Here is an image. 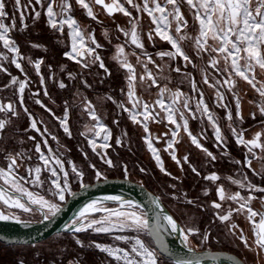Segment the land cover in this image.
Instances as JSON below:
<instances>
[{
    "label": "snow or ice",
    "instance_id": "snow-or-ice-1",
    "mask_svg": "<svg viewBox=\"0 0 264 264\" xmlns=\"http://www.w3.org/2000/svg\"><path fill=\"white\" fill-rule=\"evenodd\" d=\"M74 3L84 9L86 16L93 21L98 18L95 11L97 6L109 17L119 13L126 18L125 25L117 24V31L123 34L126 43L117 44L113 56L119 67L125 70L126 89L121 91L126 99L117 101L112 96L106 99L116 104L121 112L127 113L133 124L142 127L145 133L142 140L163 174L172 176L164 168L161 151L167 153L181 171L187 164L197 177L215 186L217 199L212 200L209 205L213 209L212 222L222 225L233 243L239 242L238 247L243 245L244 249L253 252L257 258L256 264H260L261 259H264V167L256 169L253 167V160L264 161V128L255 132L252 138H245L247 130L240 127L244 117L241 112L242 96L238 91L237 78L246 82L257 94L258 99L249 101V104L257 109L252 113V118L255 120L259 114L262 118L260 123L264 125V0H74ZM6 7V0H0V48L6 50L0 51V72L10 76V84L4 87L14 89L19 108L28 121L24 132H34L37 135L27 136V140L33 142L31 149L12 152L4 150L5 164L0 166V208H3L0 210V221L21 223L16 210L29 214L40 213L47 221L54 219L61 212V205L49 200L46 195H51L61 202L65 201L66 194L75 195L71 191L70 173L66 170V163L81 183L84 172L71 160L65 159L64 152L61 151L63 145L60 144L58 136L49 129L43 119H39L26 106V91L31 94L33 103L56 121L68 137L72 136L71 112L76 107L82 108L94 123L86 125V132L81 135L91 137L88 143L92 152L110 168L116 166L107 152L112 147V131L103 122L95 104L87 97L77 94L79 103L75 100H65L62 114L58 115L40 98V91H31L32 81L25 71V63L34 68L39 76L43 96L51 101L46 78L41 75L44 60H33L21 52L15 39L9 35L16 29L15 16L12 17L11 24L5 23L9 18ZM13 8L19 12L22 25L20 31L23 32L28 27L25 23L26 16H31L35 22L43 12L47 25L52 30L59 32L61 36L65 28L69 30L70 50L64 52L67 59L74 61L84 70L98 64L107 75H111L97 52V49L103 46L97 42L94 34L87 32L74 17L73 0H26L23 4L22 0H14ZM145 16L149 21L147 33L143 32ZM103 35L107 38L108 32L105 30ZM156 37L167 42L170 49L158 51L154 55L149 54L144 39L155 46ZM128 45L142 51L129 53L126 51ZM189 45L192 54L187 50ZM31 47L36 48L38 45L31 44ZM129 56L135 58V64ZM196 59L205 61L204 66L198 69L202 82L214 90L215 106L225 109L228 129L237 145L246 149L244 160H235V165H242L252 172L253 177H260V184L249 178L247 173L236 177L229 175L227 181L238 189L229 191L220 183L223 178L217 172L212 171L201 176V171L191 164L188 154L178 156L177 145L181 143L180 133L183 132L189 137L191 145L204 153L207 165L217 161L218 156L201 143V140L207 139L204 131L193 134L190 128V120L203 122L206 118L214 131V147L225 149L221 155L230 159L227 137L222 133L219 118L214 116L205 101L204 92L192 72L187 70L189 66L197 69ZM3 62L14 65L23 78L8 72ZM180 62L183 63L182 67ZM137 65L142 68V72H137ZM150 65L152 67H149ZM48 67L51 69L50 65ZM209 68L214 70L215 76L209 74ZM173 72L181 77V84L188 83L191 92L196 96L189 95L180 87L169 86ZM67 75L69 80L77 78L71 72ZM48 79L55 80L54 74ZM81 83L85 87H91L86 80ZM58 87L67 89L69 85L60 80ZM138 87H143L145 91L155 88L156 98L151 102L145 100L139 95ZM226 93L231 94L235 102L234 109L226 102ZM0 114H3L0 118L2 142L7 128L13 124V118H19L21 111L17 109L16 102L9 100L7 103L0 102ZM151 123L171 127L161 136H156L150 131ZM113 124L118 126L119 121L113 120ZM127 135L125 131L117 137L116 145L126 146ZM49 140L55 141L58 147L54 149ZM161 140L165 146L158 149L154 146V141ZM20 143L23 144L24 141L21 140ZM90 167L94 169L97 179H106L104 173L96 169L94 164ZM122 170L125 176L129 175L126 164L122 165ZM140 171L144 172L145 169L141 168ZM171 187L175 189L176 185L172 184ZM212 191V188L206 187L203 196L208 197ZM183 195L186 196L187 193ZM198 200L199 197L188 199L187 203L203 209L205 205L197 204ZM107 202H112L115 206H109ZM152 203L155 207L149 217V213L130 198L105 196L102 200H92L65 225V232L71 234L80 248H95L106 254L114 264H162V257L172 256L163 237L165 234L176 235L193 255L191 258L175 257L171 264H201L202 257L196 254L193 242L196 239L199 245H208L210 240L214 239L210 229L202 231L196 225L181 226L172 215L163 211L158 198L154 197ZM239 217H243L248 223L247 230L237 222ZM80 233L106 234L113 241L120 243L102 244L89 241L85 244L77 235ZM145 236L151 240L146 241L143 238ZM216 242L219 243L218 240ZM19 264L24 262L21 260ZM68 264H79V260H69ZM238 264H244V261L239 260Z\"/></svg>",
    "mask_w": 264,
    "mask_h": 264
},
{
    "label": "rangeland",
    "instance_id": "rangeland-1",
    "mask_svg": "<svg viewBox=\"0 0 264 264\" xmlns=\"http://www.w3.org/2000/svg\"><path fill=\"white\" fill-rule=\"evenodd\" d=\"M8 1L9 0H6V11H9V18L5 20V23L11 24V19L13 16H15L16 21V29L11 31L9 35L14 38V32L24 34L25 32L29 31L31 33L35 32L34 30L36 28L43 27L49 33L52 34L55 49H58L63 59L66 60V63L58 65L57 69L55 70L53 65L48 64L45 60V55L49 54V47H47L46 45H42L38 42H32L27 44L31 51L29 52H33L35 57L32 58L31 56H27V54H24L26 57H31L33 60H44V64L41 66V75H44L46 78V87L48 89L50 88L49 91L51 92V101H55V97L53 96L54 88L60 90V88L58 87V82L60 80H63L66 84L70 86V88H68L70 89L71 97L68 98V101L70 100V102H72L73 100H75L76 103H79L77 94L90 99L95 104L96 110L98 114L102 117L103 122L112 131V139L110 141L112 147L109 148L107 152L109 156L111 153V156L120 159V164L115 163V170L112 169V167L110 168L106 164H104L100 160V158L92 152V149L88 143V139L91 137L86 138L84 135H81V133L86 132V125L90 126L94 123L91 118L87 115V113L82 110V108L76 107L71 112L70 128L72 136L68 137L66 134L63 133L62 129L58 127L56 121L52 120L51 117L43 111V109L33 103L31 94L26 91V106L29 108V110L32 109L33 113L39 119H43L48 124L49 129L58 136L60 144L63 145L61 151L64 152L65 159L71 160L79 169L84 172L83 182L81 183L75 177V175L71 173L70 165L66 163V170H68L70 173L69 183L71 185V191H74L77 186H80L84 183H88V181L95 182L101 180L96 178L94 169L90 167V165L94 164L96 166V169H99L101 172H103L106 178L117 176L120 178H128L140 184H143L158 197L161 204L171 213L174 219H176L181 226L196 225L202 231L210 229L214 239L210 240L209 244L206 246L199 245L198 241L194 239L193 246L196 250L211 249L228 251L240 257L245 264H256L257 258L253 252H249L248 250L244 249L243 245H239L238 247L237 244L239 242L233 243L232 238L226 235V230L222 225H220L219 223L212 222L213 209H211L209 205L212 200L217 199L214 191L215 186L211 185L207 181H204L201 177H197L191 171L187 164L184 165L183 171L180 170L181 175L177 177L178 179L174 180L172 179L173 175L170 177L163 174L161 171L157 175H154L153 171L155 164L153 162V159L146 154V148L144 145L145 143L142 140V137L145 135V133L143 132L142 127L133 124L129 120L127 113L121 112L117 108L116 104H113L111 101L106 99V97L108 96H112L117 101H124L126 99L124 93H122L121 91V89H126L125 70L121 69L118 63L113 59V56L116 51V45L126 43V38L121 32L117 31V24L125 25L126 18L119 13L114 15V17H108L104 13L102 14L97 8H95V11L98 13V18L97 21H93L84 15L85 13L84 11H82V9L78 10V7L73 4L74 17L78 20L82 27L87 29V32L93 33L97 42L103 46L102 48L97 49V52H99L104 61L105 66L111 73V75L109 76L105 73L104 69L99 68L98 64L93 66L89 70H84L80 68V66L77 65L74 61L67 59L64 56V52L70 50V37L68 36L69 30L65 28L63 36H61V34L57 33L56 31L52 30L47 25V20L43 12L41 14V17L35 22H33L31 16H26L25 23L28 25V27L25 31H20L22 25L19 18V12H17L13 8L12 4H10L8 7ZM25 2L26 0H22V4ZM10 11L12 12V14H10ZM77 11H79L78 14ZM29 12H31V9H29ZM143 23L145 24L143 27V32H145L147 31L149 25L148 19H145ZM105 30L108 32L107 38H105V36L103 35ZM15 41L19 45V42L17 40ZM144 43L147 52L149 54H152L150 53V46H152V43L149 42L146 38L144 39ZM31 44H36L38 45V47L32 48ZM0 51L6 50L0 48ZM126 51L129 53L132 51L140 53L142 50L135 49L134 46L128 45L126 47ZM129 59L133 64H135L134 57L129 56ZM156 59L158 60V57ZM3 63H5V66L8 68V72H10L12 75L21 76L19 70H17L14 65L8 64L7 62ZM68 64L73 65L71 69L67 66ZM49 65L51 66V69H49ZM149 67L152 66L150 65ZM62 68L64 69V71H61ZM141 70L142 68L137 65V72L140 73ZM25 71L27 72L28 77L32 81V84L30 85L31 91H40V98L43 99L46 103H48L54 111L59 112L58 103L55 101V103L53 104L47 97L43 96V89L39 84V76H37V74L35 73L34 68L31 65L25 63ZM208 71L211 76L216 75L214 70H212L211 68H209ZM61 72L63 78L59 77V74ZM68 72H71L73 75H75L77 77L76 80H69L67 75ZM52 74H54L55 80L48 79V77ZM21 78L23 77L21 76ZM82 80H86L87 84L91 85V87H85L81 83ZM3 84H10V76L5 72H0V102L7 103L9 102V100L16 102L17 109L21 111V116L19 118H13V124L7 128L5 137L3 141L0 142V166H4L5 164V161L3 159L4 150L12 152L19 151L21 149H31L33 146V142L28 141L27 136L37 135L34 132H24V129L28 127V121L26 117H24L22 109L19 108L18 100L14 95V89L10 87L5 88ZM169 86L172 87V84H170ZM181 87V90H184L185 88H187V84ZM150 99L153 100L152 97ZM256 99H258V97ZM65 100L66 99H64L61 103L62 107ZM226 102L229 103L228 101ZM213 106L214 108L220 110L223 113L222 117L227 122V120L225 119V109L217 108L215 106L214 101ZM60 114H62V112L58 113V115ZM2 117L3 114H0V118ZM261 119L262 118L259 114H257L255 120L251 116H249V122L252 121L260 123ZM113 120H118L119 125L117 126L113 124ZM246 121H248V119ZM259 123L257 124L259 125ZM244 125H248V122L243 123V126ZM151 129L152 128L150 127V131ZM125 131L128 134L127 145L124 147H119L115 143L116 138L121 136V134ZM166 131L167 129L165 130V132ZM222 131L225 133V135L230 134V130L228 129L227 125H224L222 127ZM231 136V138H234L233 135ZM37 138L39 139V137ZM21 140L24 141L23 144L20 143ZM227 141V151L230 154V159L225 158L221 155V153L225 151V149L214 147L212 152L218 156V159L212 165L206 164L204 153L196 149L195 147H189L190 149H185L184 151L188 152L191 164L195 165L197 169L201 171V176L206 175L212 171L217 172L223 178L220 183H223L229 191L238 190L235 185H232L230 182L227 181L226 178L229 175L236 177L239 176L241 173H247L249 178L253 179L254 182L260 184V177H253L252 172L250 170L244 168L242 165H235L234 163L235 160H244V154L246 153V149L241 145H237L234 139ZM97 142L99 143V141ZM49 143L54 149L58 147L55 141L49 140ZM158 146L163 149V147L165 146L164 142L159 144ZM236 150L239 151L237 152L239 153V155L237 157H233L231 155V152ZM85 153L87 154V158H85ZM162 154L166 155L169 158V155L167 153L161 151V156ZM231 158L234 161H232ZM165 162L166 161H164V163ZM181 162L183 163V161ZM125 164L127 165L129 170L128 176H125L122 170V165ZM253 167L259 170L260 168L264 167V161H261L259 159L253 160ZM141 168L145 169V171L141 172ZM164 168L168 172H171L172 168L170 167V164L165 163ZM172 184L176 185L175 189L171 187ZM206 187L213 189L211 195H209L208 197L203 196V191ZM184 193H187V195H183ZM68 195L69 194H66V198ZM197 197H199L197 204L205 205L203 209L194 205H189L187 203L188 199H196ZM46 198L52 200L55 203L59 202L51 195H46ZM63 202L64 201H62L61 204ZM107 203L109 204V206H115L112 202ZM225 207H227V204L225 205ZM0 210H3V208H0ZM16 212L17 215L20 216L21 220L37 221L40 217L42 218L40 213L29 214L20 212L19 210H16ZM237 222L241 225V227L245 228L246 230L249 228L248 223L243 217L237 218ZM250 234L251 233L249 232V235ZM86 237L87 241L84 242L85 244H87L89 241H96L102 244L120 243L113 241L112 238L106 234L87 233ZM143 238L146 241H150V238L147 236ZM217 240L219 241V243L216 242ZM121 246L124 245L121 244ZM16 250L18 251V254H20V257H23L24 255L29 253H33L31 262H33L34 264H68L69 260H79L80 264H87L83 256V253L85 252L99 253L103 260V264H114V262H112L110 258L106 256V254L101 253L95 248H80L75 244V241L72 236L69 237L65 235H58L46 242L39 243L36 245L21 247L19 246L18 248H16ZM260 264H264V259H261Z\"/></svg>",
    "mask_w": 264,
    "mask_h": 264
},
{
    "label": "water",
    "instance_id": "water-1",
    "mask_svg": "<svg viewBox=\"0 0 264 264\" xmlns=\"http://www.w3.org/2000/svg\"><path fill=\"white\" fill-rule=\"evenodd\" d=\"M97 9L102 11L99 6H97ZM164 132L153 131L152 133L156 136H161ZM163 142V140L154 141L157 145ZM72 193L75 195L69 194L67 196L66 200L61 204V212L54 219L46 221L42 217L39 221L21 220V223L0 221V243L5 246L15 247L32 246L44 242L55 235L66 233L65 225L71 222L85 204L92 200H102L105 196L130 198L139 203L141 208L149 213V217L152 216L155 207L152 199L154 197L158 198L143 184L120 177H108L93 183H84ZM160 205L166 214L171 215L161 202ZM163 239L172 253V256H164V259L171 262L175 257H192L193 253H190L182 245L178 236L165 234ZM195 251L196 254L202 257L201 264H238V261L242 260L234 253L223 250L195 249Z\"/></svg>",
    "mask_w": 264,
    "mask_h": 264
},
{
    "label": "crops",
    "instance_id": "crops-1",
    "mask_svg": "<svg viewBox=\"0 0 264 264\" xmlns=\"http://www.w3.org/2000/svg\"><path fill=\"white\" fill-rule=\"evenodd\" d=\"M13 3H14V0H9L8 1V7H9L10 4L13 5ZM73 4H75L74 0H73ZM77 7H78L77 8L78 10L82 9L79 6H77ZM82 11H84V13H85L84 15L86 16L85 10L82 9ZM78 13H79V11H77V14ZM10 14H12L11 11H10ZM145 19H148V18L145 16L144 20ZM147 31H148V29H147ZM147 31H145L144 33H147ZM57 33H59V32H57ZM150 47H151L150 48V53H152L153 55L156 52H158V51L169 50L170 49V45L167 42H165V41H160L159 37L155 38V46H153V43H152V46H150ZM187 50H189V53L192 54L190 45L187 46ZM158 61H159V58H158ZM195 63L198 66L197 69H193V68H191V66H189V68L187 70L192 72V74H193L194 78L196 79L199 87L204 92L205 101H206V103H208V105H209L210 109L212 110V113L214 114V116L219 118V124H220L221 129H222V127L224 125H228L229 122L228 121L226 122L223 119V117H222L223 113L220 110L214 108V106H213L214 90L209 88V87H207V85L203 84L202 79H201V73L198 70L200 67L204 66L205 61L196 59ZM180 66L181 67L183 66L182 62H180ZM141 72H142V70H141ZM171 77H172L171 84H172L173 88H175V87L182 88L181 86H185L187 84V88H185L184 90L182 89V90L184 92L188 93L191 96H196L195 93L191 92V89H190V86L188 85V83L181 84L179 82L181 80V77L179 75H177L176 73L173 72V73H171ZM262 78H264V77H262ZM237 80H238V91L240 92V95L242 96L241 112H242V115L244 117V122L243 123L248 122V125H244L243 126V123H242V124H240V127H242V128L247 130L246 133H245V138L246 139H250V138L253 137L255 132L260 131L262 128H264V125H262L259 122H257V123H259V125L256 122H252V121H250L251 123L249 122V116L252 117V113L257 111V109L252 104H249V101L256 99L257 98V94L250 88V86L246 82H244L242 80H239L238 78H237ZM137 91H138L139 95L142 98L146 99L149 102L153 101L156 98V91L157 90L155 88H151L150 90L145 91L143 87H138ZM149 93H151V94H149ZM226 95L228 96L227 101L229 102L230 106L234 109L235 102L232 99L231 94L230 93H226ZM151 97H152L153 100L150 99ZM128 106L130 107V105H128ZM247 119H248V121H246ZM150 127L152 128L151 132H153V131H157V130L158 131H161V130L165 131L166 129L168 130V127H171V126L169 125L168 127H165L164 124L151 123ZM190 128H191L193 134H200L202 130L204 131V133L207 136V139L206 140H201V143L209 151H212L213 148H214V144H215V142H214L215 141L214 131H213L211 125L207 122L206 118L204 119L203 122H201L200 120H190ZM222 133H223V135L225 137H227V140L234 139V141H235V138H231L232 137L231 136L232 135L231 132H230V134H226V135H225V133L223 131H222ZM180 139H181V143L177 145L178 156L179 157H183L184 155L188 154V152H186L184 150L185 149L186 150L190 149L189 147H194V146L191 145L189 137L183 132L180 133ZM144 145H145V148H146V150H145L146 154L153 159V162L155 164L154 171H153L154 175H157L158 173H160V168L158 167L157 162L152 157V154L147 150L146 144H144ZM154 146L157 147L158 149H161V147L158 146V145L154 144ZM160 155H161V152H160ZM110 158L113 160L114 164L115 163H119V164L121 163V162H119L120 159H118L117 157L111 156V153H110ZM161 158L163 160V164L164 165H165V163L166 164H170V167L172 168L170 173H172L173 177H178V176L181 175L180 174L181 173L180 172V167L170 158V156L168 158L166 155L162 154ZM232 158H231V160L234 161ZM164 161H166V162L164 163ZM112 169L115 170L114 167H112ZM58 204H61V201H59ZM40 219H41V217L37 221H39ZM30 221H34V220H30Z\"/></svg>",
    "mask_w": 264,
    "mask_h": 264
},
{
    "label": "trees",
    "instance_id": "trees-1",
    "mask_svg": "<svg viewBox=\"0 0 264 264\" xmlns=\"http://www.w3.org/2000/svg\"><path fill=\"white\" fill-rule=\"evenodd\" d=\"M34 31L35 32H31V33L29 31H27L24 34L23 33H15V32L13 33V37L15 38V40H17L19 42V45L21 47V51L23 52V54H27V56H31L32 58H34L35 55L33 52L30 53L31 51H30L29 47L27 46V44L32 43V42H36V43L38 42V43H40L42 45H46L47 47L50 48L49 54L45 55V60L48 64H52L55 70L57 69L58 65H61L62 63H66V60L63 59L60 51H58V49H55V45L53 44L54 42H53L52 34L49 33L43 27L36 28ZM67 66L71 69L73 65L68 64ZM61 74H62V72L59 74V77L63 78V75H61ZM69 88H70V86H69ZM69 88L60 89V90H58L57 88H54V90H53V93H54L53 96L55 97V101L58 103V107H59L58 110L60 113L62 112L61 103L63 102V100L64 99L68 100V98L71 97V93H70ZM49 90H50V88L48 89V91ZM49 93H51V92L49 91ZM30 110L32 111V109H30ZM59 112H57V114ZM237 152H239V151L238 150L232 151L231 155L233 157L234 156L237 157L239 155V153H237ZM88 183H93V181H88ZM78 188H79V186H77L75 188V190ZM58 235H65V236H69V237L71 236L70 233H61ZM58 235H55V236L45 240L44 242H46V241H48V240H50V239H52ZM77 235L79 236V238L82 241H84V242L87 241L86 240L87 233H80ZM41 243H43V242H41ZM18 247L19 246H16V247L15 246H5V245L0 243V264H18V262L21 260L24 262V264H34L33 262H31L33 253L32 254L29 253V254L24 255L23 257H20V254H18V251L16 250V248H18ZM83 256H84L87 264H103V260H102L101 255L99 253L85 252V253H83ZM162 264H171V262L162 257Z\"/></svg>",
    "mask_w": 264,
    "mask_h": 264
},
{
    "label": "flooded vegetation",
    "instance_id": "flooded-vegetation-1",
    "mask_svg": "<svg viewBox=\"0 0 264 264\" xmlns=\"http://www.w3.org/2000/svg\"><path fill=\"white\" fill-rule=\"evenodd\" d=\"M97 8V7H96ZM102 14H103V12L102 11H100ZM114 17V16H113ZM163 130H161V131H159V132H162Z\"/></svg>",
    "mask_w": 264,
    "mask_h": 264
},
{
    "label": "built area",
    "instance_id": "built-area-1",
    "mask_svg": "<svg viewBox=\"0 0 264 264\" xmlns=\"http://www.w3.org/2000/svg\"><path fill=\"white\" fill-rule=\"evenodd\" d=\"M43 262V261H42ZM80 264V263H79Z\"/></svg>",
    "mask_w": 264,
    "mask_h": 264
}]
</instances>
